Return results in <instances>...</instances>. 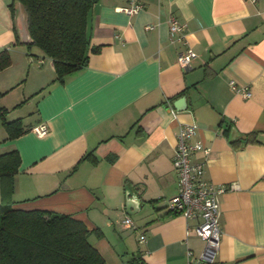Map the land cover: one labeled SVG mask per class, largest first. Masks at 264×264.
Returning <instances> with one entry per match:
<instances>
[{
    "label": "crops",
    "instance_id": "0c3cea01",
    "mask_svg": "<svg viewBox=\"0 0 264 264\" xmlns=\"http://www.w3.org/2000/svg\"><path fill=\"white\" fill-rule=\"evenodd\" d=\"M132 1L98 0L89 30L100 49L60 83L51 58L27 51L23 7L0 0V52L12 59L0 72V106L28 131L10 140L5 130L0 140V155L21 157L13 208L82 222L107 264H189V252L199 257L205 247L201 220L167 207L179 194L178 133L196 125L193 142L210 153L193 160L228 189L213 264H264V0H135L138 14L120 11ZM171 17L187 24L184 42L172 41ZM188 49L197 56L185 69L179 57ZM11 94L12 104H1ZM40 124L46 136L32 131Z\"/></svg>",
    "mask_w": 264,
    "mask_h": 264
},
{
    "label": "trees",
    "instance_id": "16d2710c",
    "mask_svg": "<svg viewBox=\"0 0 264 264\" xmlns=\"http://www.w3.org/2000/svg\"><path fill=\"white\" fill-rule=\"evenodd\" d=\"M98 0H14L25 13L27 47L39 48L54 62L57 81L88 66L91 52L89 20ZM13 4V5H14ZM13 5L11 8H13ZM12 65L8 50L0 52V72ZM3 93L0 91V99ZM9 110L0 106V122L13 140L28 131L21 119L8 122ZM254 135V134H253ZM244 140L243 136L232 140ZM91 154L84 160L91 159ZM21 165L18 151L0 155V264H107L88 240L86 226L70 216L13 208L15 178ZM98 237L100 232L95 233Z\"/></svg>",
    "mask_w": 264,
    "mask_h": 264
},
{
    "label": "built area",
    "instance_id": "2783aa9c",
    "mask_svg": "<svg viewBox=\"0 0 264 264\" xmlns=\"http://www.w3.org/2000/svg\"><path fill=\"white\" fill-rule=\"evenodd\" d=\"M256 3L259 0H247ZM143 9V5L133 0L131 5L121 8L120 11L133 16ZM170 32L173 36V42H184L186 39L187 24L181 22L176 17L169 20ZM147 30H152V26H147ZM197 54L188 49L179 57L180 65L189 69L192 61ZM232 89L244 96L251 97V92L247 88L238 87L235 82H231ZM39 137L46 136L49 128L46 124H40L32 130ZM197 132L196 125L181 126L178 133V144L174 157V168L178 175L179 194L168 202V210L175 215H181L186 219H200L196 232L201 238L205 247L199 257H195L193 252H189V264H213L216 253L221 247L222 229H221V196L228 189L222 185L213 184L206 175L205 163L194 161L193 155L202 152L205 155L210 153V149L206 148L201 142H193ZM124 224L133 228L134 224L130 217L124 220ZM145 236H141V240H145Z\"/></svg>",
    "mask_w": 264,
    "mask_h": 264
},
{
    "label": "rangeland",
    "instance_id": "374dc122",
    "mask_svg": "<svg viewBox=\"0 0 264 264\" xmlns=\"http://www.w3.org/2000/svg\"><path fill=\"white\" fill-rule=\"evenodd\" d=\"M29 49H28V47H27V51H28ZM37 47H35V48H33L32 49V52H37ZM30 51V50H29ZM43 56H45V55H43ZM47 56V55H46ZM45 56V57H46ZM5 94H3V96H4ZM2 96V97H3ZM1 100V99H0ZM8 104V105H11L12 104V94L11 95H8L7 97H6V99L1 103V104ZM23 113H25V112H23ZM10 119L12 120V114L11 115H8L7 116V121H10ZM5 128L3 129V123L2 122H0V140L2 139V137L4 138L5 137ZM4 212V208H2V207H0V214H2Z\"/></svg>",
    "mask_w": 264,
    "mask_h": 264
},
{
    "label": "water",
    "instance_id": "95a60500",
    "mask_svg": "<svg viewBox=\"0 0 264 264\" xmlns=\"http://www.w3.org/2000/svg\"><path fill=\"white\" fill-rule=\"evenodd\" d=\"M185 104H186V99L185 98H181L179 99L177 102H175V107L177 110L179 111H183L185 110ZM133 201L134 199L132 198V196L130 195V193H128V199L126 202V207L128 209V213L131 214L132 212L129 210L130 206L133 205Z\"/></svg>",
    "mask_w": 264,
    "mask_h": 264
}]
</instances>
